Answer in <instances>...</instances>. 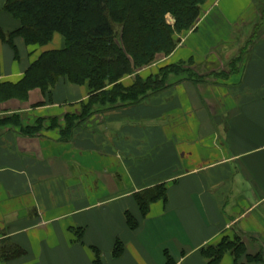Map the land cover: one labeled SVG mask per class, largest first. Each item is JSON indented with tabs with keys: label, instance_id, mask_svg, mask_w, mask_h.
<instances>
[{
	"label": "crops",
	"instance_id": "1",
	"mask_svg": "<svg viewBox=\"0 0 264 264\" xmlns=\"http://www.w3.org/2000/svg\"><path fill=\"white\" fill-rule=\"evenodd\" d=\"M5 2L0 26L12 31ZM214 7L165 58L191 63L197 77L172 73L163 90L136 106L95 112L69 139L51 118L63 126L66 114L78 113L86 85L61 80L47 95L35 90L28 101L0 105L1 116L20 113L25 125L46 120L34 136L0 126V264H95V250L102 264H166V252L177 264H205L199 249L231 232L264 244V35L227 39L243 20L264 27V0ZM239 42L243 49L225 64L220 51ZM15 43L18 56L0 44V70L19 80L43 50L27 52L21 37ZM2 72L0 83L18 81ZM160 182L167 199L142 217L134 193ZM127 212L140 219L136 230ZM6 239L22 254L5 258ZM117 239L125 248L114 257Z\"/></svg>",
	"mask_w": 264,
	"mask_h": 264
},
{
	"label": "trees",
	"instance_id": "2",
	"mask_svg": "<svg viewBox=\"0 0 264 264\" xmlns=\"http://www.w3.org/2000/svg\"><path fill=\"white\" fill-rule=\"evenodd\" d=\"M206 1L6 0L3 11L20 26L12 31L0 26V44L7 42L15 56H18L17 37H21L26 45H46L47 39L58 33L64 45L43 50L18 82H1L0 105L15 99L24 101L35 90L47 95L48 89L61 80L86 85L90 95L78 113L66 114L63 126L58 118H51V126H59L61 135L69 139L74 129L95 112L136 106L149 93L163 90L172 73L188 74L189 79H194L197 73L182 68V62L166 64L155 75L144 77L142 71L148 70L159 56L166 58L174 53L178 42L176 34L193 25L200 13L198 7ZM170 9L176 17L174 25L168 24L165 18ZM127 77L133 78L132 83L124 82ZM45 122V117H39L34 125H25L20 113L0 117L1 127L13 125L29 136L39 132ZM134 198L141 216L146 217L152 203L167 199V187L164 182L156 183L134 193ZM127 223L131 230L141 224L130 212H127ZM2 243V253L7 259H14L23 252L8 239ZM124 248L123 242L117 239L113 256H121ZM199 251L205 264H221L227 254L233 257L232 264H264V244L237 233L225 235ZM95 253V264H102L99 251L95 250ZM166 257L167 264H177L168 252Z\"/></svg>",
	"mask_w": 264,
	"mask_h": 264
},
{
	"label": "rangeland",
	"instance_id": "3",
	"mask_svg": "<svg viewBox=\"0 0 264 264\" xmlns=\"http://www.w3.org/2000/svg\"><path fill=\"white\" fill-rule=\"evenodd\" d=\"M214 5H217V0H207L204 5L198 7V11L200 13L197 16L196 21L193 23V25L188 30H185L183 32H180V33L176 34L175 39L178 41L177 44H176L177 46L180 45V43H184L185 41L187 42V40H189L190 38H192L194 35L197 34V32H198L200 26L202 25V23L205 22L206 19L208 18V17L206 18V15H207L206 13L209 12L212 8L213 9L216 8V7H214ZM170 10L171 11L166 15L165 18H166V21H167L168 24L174 25L175 22H176V17L173 14L172 9H170ZM259 11L260 10L257 11V17L260 15ZM255 19H256V17H255ZM15 21H16L15 27H17L16 29H18V27L20 26V23L17 20H15ZM241 22H242L241 26H239L236 29L237 30L236 32H239V33L237 34L234 31H233V33L229 32V36H227V39L228 38H233L234 35L235 36L239 35V40L241 38L242 39L244 38V39H247V40H251V38H254V39L260 38L261 34H262V36L264 35V27H262V25L260 26V24H259L257 27L256 26H251V25H249L248 27H246V26L244 27V25H245L244 20L241 21ZM227 25H229V24H227ZM252 27H256V29H254ZM117 28H118V30H120L118 25H117ZM255 33H256V35H254ZM253 35L255 37H253ZM47 40L48 41L44 43L46 45H42V44L27 45V47H28V51L27 52L34 54V53H37V52H41L42 50L61 48L64 45V40H63L62 36L60 34H58V33H55L53 36H50ZM242 44H243V42H239V44L237 46H235V47L228 46L229 48L226 47V46L225 47L223 46L226 50L220 51V53L224 54L225 57H226L225 64H227V62L230 59H232L233 55L238 52V49H240V48H241V50L243 49ZM35 59L36 58L34 57V60ZM167 61L168 60L165 59V56H159L157 61L154 62L153 65H151L148 68V71L151 72L150 73L151 75H155L157 73V71H159L162 66H165L166 64H168ZM182 63H183L184 66H182V64H179V65L182 66V68H190L191 71H196L195 70L196 68L192 67L191 63H185V62H182ZM15 64H16L15 65L16 67L17 66L19 67V63L18 62H16ZM229 64H231V63L229 62ZM0 72H2V70H0ZM1 74H2V76H4V78H8V79L13 80V81L18 80V78L15 77V76H7L3 72ZM150 74H147L145 72L143 74V76H147V75H150ZM132 81H133L132 78L127 77L126 80H125V83L126 84H130V83H132ZM24 101H28V99H25ZM15 106H17V105H15ZM0 117H3V116L0 115ZM34 123H35L34 120H32V122L30 124L34 125ZM43 126H44V124H43ZM235 234L236 233L231 232L230 236H233ZM237 234H239V233H237ZM220 239H218L214 243L218 242ZM232 259H233V257L230 254H227L225 256V258L223 259V261H224L223 264H228L230 262V260H231V264H232ZM165 263L167 264L166 255H165Z\"/></svg>",
	"mask_w": 264,
	"mask_h": 264
}]
</instances>
